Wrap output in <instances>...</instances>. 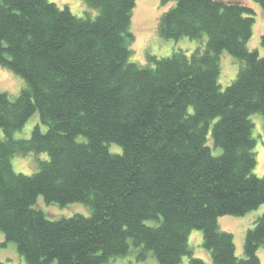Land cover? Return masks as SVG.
I'll return each instance as SVG.
<instances>
[{"label":"trees","instance_id":"trees-1","mask_svg":"<svg viewBox=\"0 0 264 264\" xmlns=\"http://www.w3.org/2000/svg\"><path fill=\"white\" fill-rule=\"evenodd\" d=\"M168 1L158 35L206 41L189 54H147L141 65L129 61L136 0H83V16L50 0H0V66L25 82L15 97L0 92V231L27 264H117L130 243L138 260L151 251L158 264L184 256L261 264L264 211L244 234L242 256L218 223L264 204L250 118L264 120V55L247 45L254 12L225 0ZM252 1L264 11V0ZM223 50L239 67L221 89ZM35 111L46 130L37 124L15 139ZM29 152L48 159L32 174L16 172L12 157ZM39 196L83 203L90 214L49 219ZM192 229L211 263L193 256Z\"/></svg>","mask_w":264,"mask_h":264},{"label":"rangeland","instance_id":"rangeland-1","mask_svg":"<svg viewBox=\"0 0 264 264\" xmlns=\"http://www.w3.org/2000/svg\"><path fill=\"white\" fill-rule=\"evenodd\" d=\"M50 1L56 3L59 7L68 6L69 9L78 16H83L87 9L83 0ZM225 1L238 2L252 9L255 22L253 24L252 36L247 45L250 49L256 48L260 55H264V47H262L260 42L261 35L264 33V11L252 0ZM171 5L172 2L170 1L163 4L161 0H136L130 25V30L134 34V39L131 43L132 52L129 61L145 65L149 64L147 54L161 57L168 56L173 51L178 50H182L189 54L197 46L204 45L206 37L198 41L189 39L188 37L164 39L158 35L159 18ZM150 9H152V11ZM139 11H142V13L138 14ZM219 64L220 74L218 80L221 89H224L236 77L239 63L232 55L223 50L219 56ZM23 87H25V82L20 76L0 66V92H7L11 97H15ZM250 118L254 123L252 135L256 142L254 147L256 164L253 173L262 176L264 175V120L259 112L252 113ZM37 124H39L43 131L46 130V125L41 123L39 113L35 111L25 124L14 132L13 137L15 139L28 138L32 128ZM3 136V131L0 128V139H2ZM110 150L120 151V147L111 145ZM219 151V148L212 149V152L215 154ZM46 159H48L46 153L35 154L29 152L26 154H16L12 157L11 161L13 169L16 172L32 174L37 171L38 162ZM36 206L42 209L49 219L70 217L76 213L83 215L90 214V208L83 203L74 202L60 207L56 204H46L42 196L38 197ZM263 211L264 204H261L258 208L241 216L223 215L219 217V227L222 230L231 232L233 235L235 254L237 256L243 255V242L246 230L253 225L255 219L262 214ZM147 222L152 223L150 221ZM202 236L201 230L192 229L188 235L189 246L193 251V256L211 263L210 254L202 245ZM3 243L4 236L0 231V261L5 264H27L24 257L18 253L15 243L10 241L5 242V244ZM139 250L140 247H135L130 243L129 252L126 255L115 257L111 259V261L117 264H158L151 251H148L143 260H138L137 254ZM256 254L261 264H264V247H259ZM187 263L188 256H184L180 264Z\"/></svg>","mask_w":264,"mask_h":264},{"label":"bare ground","instance_id":"bare-ground-1","mask_svg":"<svg viewBox=\"0 0 264 264\" xmlns=\"http://www.w3.org/2000/svg\"><path fill=\"white\" fill-rule=\"evenodd\" d=\"M143 2H144V1H143ZM141 10H142V9H141ZM150 10L152 11V9H150ZM141 13H142V11H139V12H138V14H141Z\"/></svg>","mask_w":264,"mask_h":264}]
</instances>
